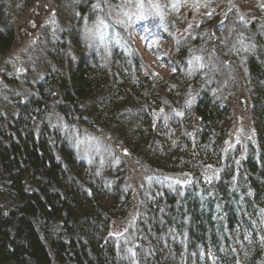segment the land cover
Segmentation results:
<instances>
[{
	"label": "trees",
	"instance_id": "16d2710c",
	"mask_svg": "<svg viewBox=\"0 0 264 264\" xmlns=\"http://www.w3.org/2000/svg\"><path fill=\"white\" fill-rule=\"evenodd\" d=\"M77 1L78 30L98 15ZM31 2L0 0L1 53L15 42L8 14ZM165 2L143 4L151 32L174 28L172 13H151ZM115 33L83 45L70 30L72 51H45L30 93L3 104L0 264H264V17L209 10L172 40L168 78L129 28ZM237 78L255 138L229 145ZM65 124L119 141V155L92 159ZM122 151L145 173L140 191ZM138 197L134 227L113 235Z\"/></svg>",
	"mask_w": 264,
	"mask_h": 264
},
{
	"label": "rangeland",
	"instance_id": "374dc122",
	"mask_svg": "<svg viewBox=\"0 0 264 264\" xmlns=\"http://www.w3.org/2000/svg\"><path fill=\"white\" fill-rule=\"evenodd\" d=\"M141 2L144 5H150L156 0H116L115 2L94 0L92 6L98 17L93 24L86 23L78 27V30L74 20L70 22L72 14L79 15L76 10L77 0H32L28 5L13 6L8 15L14 26L15 42L8 51L0 52V112L5 111L3 104L10 102L12 95L19 97L25 92L27 95L30 93L28 82L36 83L35 81L42 76L44 69L40 58L45 51L61 43L67 44V52L72 51L70 30H75L79 34L81 44L86 45L95 41L99 42L107 38L110 33L115 35L118 28L126 26L149 69L161 77L168 78L172 71L168 59L174 56L176 51L172 40L186 37L191 24L204 17L209 10L220 13L226 10L234 11L245 19L264 17V0H209V2L205 0H166L165 3H169L168 10L159 6L157 12L152 9L151 13L155 16L172 13L173 17L178 18L185 15L186 20L183 23L181 18L179 20L177 18L176 21L172 19L174 23L172 30L166 29L161 23L160 30L153 29L155 32H151V29L147 28L151 27V24H148L147 19L144 20L149 12L146 6L143 5L141 8ZM145 33L150 35L145 36ZM163 34L166 36H162ZM234 73L238 77L237 69ZM233 86L234 97L231 105L233 125L227 138L229 145L255 138L251 105L248 95L242 91L244 85L237 78ZM52 109L55 107L53 106ZM53 121L58 122V119ZM63 127L69 131L76 143H82L92 159L102 161L109 152L118 154L116 150L120 151L122 148L119 141L106 134L92 133L89 135V133L81 132V127L75 125L65 124ZM122 153L125 164H127L128 179L132 190L140 191L145 173L133 158L128 157L124 151ZM138 200L139 197L124 219L113 222V235L129 232L134 227L139 208Z\"/></svg>",
	"mask_w": 264,
	"mask_h": 264
},
{
	"label": "snow or ice",
	"instance_id": "6c2138e0",
	"mask_svg": "<svg viewBox=\"0 0 264 264\" xmlns=\"http://www.w3.org/2000/svg\"><path fill=\"white\" fill-rule=\"evenodd\" d=\"M140 6H141V8L143 7V3L142 2H141V5Z\"/></svg>",
	"mask_w": 264,
	"mask_h": 264
}]
</instances>
